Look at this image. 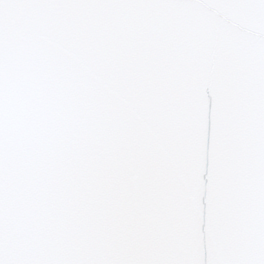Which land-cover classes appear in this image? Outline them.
Returning a JSON list of instances; mask_svg holds the SVG:
<instances>
[{
  "label": "snow or ice",
  "instance_id": "1",
  "mask_svg": "<svg viewBox=\"0 0 264 264\" xmlns=\"http://www.w3.org/2000/svg\"><path fill=\"white\" fill-rule=\"evenodd\" d=\"M0 264H264V0H0Z\"/></svg>",
  "mask_w": 264,
  "mask_h": 264
}]
</instances>
